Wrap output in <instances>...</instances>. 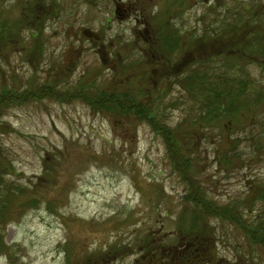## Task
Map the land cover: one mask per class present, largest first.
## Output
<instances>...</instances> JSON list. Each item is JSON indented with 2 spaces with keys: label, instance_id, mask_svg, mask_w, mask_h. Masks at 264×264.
I'll list each match as a JSON object with an SVG mask.
<instances>
[{
  "label": "rangeland",
  "instance_id": "obj_1",
  "mask_svg": "<svg viewBox=\"0 0 264 264\" xmlns=\"http://www.w3.org/2000/svg\"><path fill=\"white\" fill-rule=\"evenodd\" d=\"M22 1L0 0V15L17 20ZM118 1L119 16L114 13L117 0H63L61 18L46 22L43 58L32 56L29 61L17 51L7 52L0 61V87H11L20 95L34 89L32 83L38 88L48 82H62L64 72L73 76L71 83L75 84L91 69L98 75H90V83L106 82L112 90L121 87L138 92L145 88V81L139 85L140 81L127 80L130 74L119 77L117 57L137 55L130 46L135 14ZM220 1L219 10L206 14L209 0H199L197 8L172 22L183 32L186 27L191 30L201 25L198 28L202 32L212 30L222 17L239 13L241 4H264V0H230V5L227 0ZM154 7L161 9L162 5L157 2L149 6L155 14L158 10ZM126 72L141 74L134 66ZM246 72L264 85L258 67L250 65ZM5 103L0 143L6 160L0 159V169L7 170L14 188L22 186L28 192L9 201L6 223L1 228L2 243L8 250L0 252V264H85L91 253H107L112 246H127L128 255L119 258L118 250L104 256L102 264H135L141 257L136 247L139 242L150 241L154 246L160 242L165 254L179 247L178 220L187 206V187L167 155L165 140L149 124L94 112L81 101L62 104L41 96L33 99L30 94L26 101L11 103L5 99ZM175 109L170 111V127L192 115L182 107ZM256 115L255 125L264 122V109ZM194 129L188 128L195 133ZM200 134L202 138L194 140L198 145L196 167L202 174H196L197 183L201 182L207 199L242 206L258 193L254 192L256 186L264 187V149L260 142L243 140V135L235 144V137L230 140L224 134L221 138L220 129ZM226 155L231 165L221 161ZM255 209L260 210V206ZM217 222L211 219L218 253L235 263L238 256L250 251L246 237L230 222L225 226ZM253 253L259 264H264V249L254 247ZM144 264L150 263L145 260Z\"/></svg>",
  "mask_w": 264,
  "mask_h": 264
},
{
  "label": "trees",
  "instance_id": "obj_2",
  "mask_svg": "<svg viewBox=\"0 0 264 264\" xmlns=\"http://www.w3.org/2000/svg\"><path fill=\"white\" fill-rule=\"evenodd\" d=\"M164 3L163 12L148 17V1L135 0L130 3L132 13L138 15L136 18H145L142 24L145 30L136 31L134 40L130 42L137 58L119 57V76L130 74L127 80L140 81L139 85L145 81V88L140 87L138 92L121 87L112 90L105 86L106 82L90 83L87 76L74 84L64 73L65 78L59 83H66L65 86L48 82L37 88L32 83L35 88L20 92V95L11 87H0V118L6 110L5 99L11 103L19 99L26 101L31 94L33 99L41 96L42 99L62 104L81 101L94 112L149 124L165 140L171 163L187 187L184 197L187 206L181 210L183 216L178 220L180 241L185 244L178 252L165 254L160 242L155 246L150 241L139 242L136 247L141 257L135 264H144L145 260L150 264H233L218 253L216 230L211 225V219L223 226L225 222H230L246 237L250 251L244 253L243 257L238 256L234 264H259L253 255V248L258 246L264 249V187L261 184L256 186L254 192L258 193L252 194L242 206L207 199L201 182L197 183L196 174L201 172L196 167L198 145L194 140L199 141L202 138L200 133H205V130L220 129L221 138L228 134L226 138L231 140L235 137L233 142L237 144L244 135L243 140L253 142L254 139L264 149V122L252 125L255 124L256 114L264 109V85L245 73L248 62H251L245 57L246 53H257L264 57V46L257 48L259 38H255L260 28H264V11L256 10L263 5L252 4V13L247 10L245 16L221 18L215 25L216 29H206L198 34L190 31L184 33L181 27L172 22L188 11L195 0H163ZM17 8L20 12L17 20L0 15L2 62L9 51L21 53L29 61L33 59L32 56L42 58L45 53L46 22L57 19L61 14L58 0H24L19 2ZM243 25L244 29L241 30ZM237 37L255 39L251 42L247 40L245 52ZM259 37L264 40L263 35L259 34ZM143 45L146 49H142ZM133 66L144 74L139 76L138 72L136 75L126 72ZM176 107H182L192 115L188 114L178 126L170 127L167 125L171 121L170 111L176 110ZM188 128H196L194 130L197 131L193 133ZM246 129L250 130L248 134H244ZM235 156L239 158L237 153ZM0 159L6 160L1 143ZM221 161L231 165L227 155ZM7 174V170L0 169V252L8 250L2 243L1 228L6 223L9 201L28 192L22 186L14 188ZM257 205L260 210L255 209ZM247 212L255 215L248 216ZM118 250L119 258L128 255L127 246H112L109 252L106 250L107 253H91L85 264H102L104 256Z\"/></svg>",
  "mask_w": 264,
  "mask_h": 264
}]
</instances>
